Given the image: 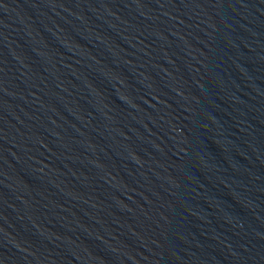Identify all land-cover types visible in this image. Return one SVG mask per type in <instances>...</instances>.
<instances>
[{
  "label": "water",
  "instance_id": "1",
  "mask_svg": "<svg viewBox=\"0 0 264 264\" xmlns=\"http://www.w3.org/2000/svg\"><path fill=\"white\" fill-rule=\"evenodd\" d=\"M0 14L167 264H264V0H0Z\"/></svg>",
  "mask_w": 264,
  "mask_h": 264
}]
</instances>
